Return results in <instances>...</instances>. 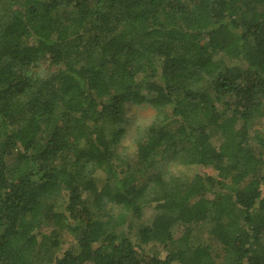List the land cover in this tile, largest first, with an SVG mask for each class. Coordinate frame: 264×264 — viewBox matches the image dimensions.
I'll return each instance as SVG.
<instances>
[{"label": "trees", "instance_id": "16d2710c", "mask_svg": "<svg viewBox=\"0 0 264 264\" xmlns=\"http://www.w3.org/2000/svg\"><path fill=\"white\" fill-rule=\"evenodd\" d=\"M1 1L0 264H264V0ZM158 149L192 179L146 192Z\"/></svg>", "mask_w": 264, "mask_h": 264}, {"label": "clouds", "instance_id": "9594fccd", "mask_svg": "<svg viewBox=\"0 0 264 264\" xmlns=\"http://www.w3.org/2000/svg\"><path fill=\"white\" fill-rule=\"evenodd\" d=\"M166 119L167 112L164 108L133 99L129 108L124 111L121 125L110 133V140L115 141L113 148L117 157L124 161L136 159L140 155L141 146L150 141L153 130L160 128ZM149 164L153 175L159 178V184L149 177L144 185L146 192L158 190L160 184L173 186L192 179L184 171L190 168L191 161L174 152L155 150L149 157Z\"/></svg>", "mask_w": 264, "mask_h": 264}, {"label": "rangeland", "instance_id": "374dc122", "mask_svg": "<svg viewBox=\"0 0 264 264\" xmlns=\"http://www.w3.org/2000/svg\"><path fill=\"white\" fill-rule=\"evenodd\" d=\"M2 1L0 0V11L3 9L2 7ZM40 66L41 67H44L45 69H47V63L44 60L40 61ZM129 108V107H128ZM127 108V109H128ZM14 160L13 157H10L8 158V162L9 163H12V161ZM207 173H210V174H213L215 175V171L212 169V168H207L205 170ZM103 175L100 174V179L102 180V177ZM156 214V203H151L149 205H147L144 210H143V215H142V218L140 220H137L135 223H134V226H133V231L136 233L137 230L143 226V225H146V224H150L151 223V220L153 218V216ZM212 241V251H213V254H216V253H219L221 252V246L218 244V242L216 240H213L211 239ZM66 246V244L64 245ZM63 246V248H64ZM57 254L59 253L60 250H57L55 249L54 250ZM38 258L41 260V256L39 255Z\"/></svg>", "mask_w": 264, "mask_h": 264}]
</instances>
